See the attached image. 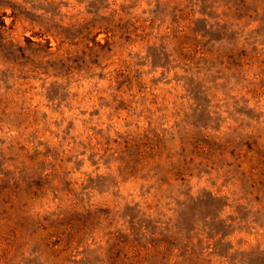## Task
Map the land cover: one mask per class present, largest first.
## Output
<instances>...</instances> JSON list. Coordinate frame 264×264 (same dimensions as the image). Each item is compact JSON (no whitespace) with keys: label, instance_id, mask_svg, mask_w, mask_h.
<instances>
[{"label":"rangeland","instance_id":"rangeland-1","mask_svg":"<svg viewBox=\"0 0 264 264\" xmlns=\"http://www.w3.org/2000/svg\"><path fill=\"white\" fill-rule=\"evenodd\" d=\"M0 264H264V0H0Z\"/></svg>","mask_w":264,"mask_h":264}]
</instances>
